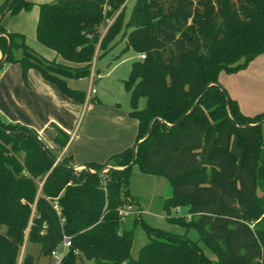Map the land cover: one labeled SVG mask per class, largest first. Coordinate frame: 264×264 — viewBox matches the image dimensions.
I'll list each match as a JSON object with an SVG mask.
<instances>
[{
    "label": "trees",
    "instance_id": "1",
    "mask_svg": "<svg viewBox=\"0 0 264 264\" xmlns=\"http://www.w3.org/2000/svg\"><path fill=\"white\" fill-rule=\"evenodd\" d=\"M126 1L39 3L37 38L75 66L49 60L25 33L2 23L4 14L31 9L34 1L0 6V67L20 63L26 81L36 67L81 103L87 93L65 78L89 77L97 46L108 50L123 31L126 48L146 53L124 82L138 139L105 163L76 169L27 125L0 119V264H36L30 251L20 258L25 241L51 257L64 251L65 235L72 245L61 264H264V113L245 115L218 80L221 71L243 69L264 52V0H136L129 19L124 8L101 36L100 24ZM56 130L54 140L65 148L70 135ZM135 165L171 183L173 195L161 203L166 219L197 229L216 259L187 234L142 219L129 189ZM177 206L189 207L191 219L171 215ZM134 209V227L151 238L137 259L135 228L125 224Z\"/></svg>",
    "mask_w": 264,
    "mask_h": 264
},
{
    "label": "rangeland",
    "instance_id": "2",
    "mask_svg": "<svg viewBox=\"0 0 264 264\" xmlns=\"http://www.w3.org/2000/svg\"><path fill=\"white\" fill-rule=\"evenodd\" d=\"M2 3L6 2L7 0H1ZM136 0H127L126 6L125 4L121 5L119 9L115 12V15L110 17L109 19L104 20L99 26L101 36L106 32L108 26L113 21L114 17L120 13L125 8L124 17L125 21H127L131 15L132 9L135 5ZM1 3V4H2ZM39 6V3L37 4ZM33 7V6H32ZM15 19H13V17ZM16 15L12 14L10 11L3 16L2 23L7 21H11L14 24H18L20 20H16ZM16 20V21H13ZM5 24V23H4ZM113 45L108 50L104 51L103 49H98L96 53L97 59L92 62L91 72L93 70L96 72V76L94 80L91 82V77L79 79V80H72L69 85L72 88H77L80 90H86L89 87L95 88L96 92L92 93V101H96L98 98L102 99V102H107L109 105H114L116 101L120 103L128 104L130 108H132L131 103V92L124 86V82L129 80L131 77V72L133 68L134 62L140 57V53L136 52L133 48H126V36L121 31L118 33L113 39ZM2 51V50H1ZM14 52L17 56L23 54V51L20 48H14ZM20 55V56H21ZM3 56V53H2ZM1 56V57H2ZM128 56V58H126ZM124 58V59H123ZM1 59V58H0ZM49 60L56 62L59 60L50 59ZM65 64L75 66L73 62H63ZM11 64L9 69H5V66ZM54 64V63H53ZM55 65V64H54ZM68 66V65H65ZM114 66V69H111ZM94 67V68H93ZM14 68H20L19 65L16 66L15 63L10 61H6L1 67L0 70L5 71V78H2L0 81L10 80V83H13L14 79ZM100 73V76L99 74ZM23 76V74H22ZM29 78V73L27 74ZM24 80H26L23 77ZM31 79V77H30ZM219 83L223 86L226 91L228 92L229 96L235 100L239 106V109L245 114L249 116H255L259 113H264V52L258 54L254 59H252L249 64L234 72H227L221 71L218 77ZM31 80L29 81L30 84ZM3 86V85H0ZM0 87V91H1ZM13 105H6L7 110H9L11 116L14 114L18 116L17 110V102L19 98L18 88L13 90ZM89 103V104H91ZM146 101L144 98H140L138 100V107L144 108ZM32 111L36 112L39 116L40 109L38 106H30ZM61 109V105L59 107ZM62 110V109H61ZM27 112V111H26ZM25 112L24 117L28 118V114ZM52 110L48 106H43L42 113H52ZM3 121H6L3 118H0ZM74 123L73 131L76 134H81L83 131V127L87 122V118L83 116L77 117L71 116L67 118L66 123L71 125ZM7 122V121H6ZM25 125V124H24ZM58 126L56 123H53V128L56 130ZM32 129V128H31ZM34 131V129H32ZM73 131L68 133V135L73 134ZM263 132H264V125H263ZM57 134V130H56ZM56 136V135H55ZM55 137L53 138L54 141ZM46 141H49L48 138H45ZM56 153L54 150H52ZM64 157H60L58 155V161H61ZM80 167L79 169H82ZM129 189L130 194L138 200V203L143 209L142 219L145 220L147 223L154 227H159L161 229H165L170 232L179 233V234H187L193 240L199 241L200 246L203 248L205 253L216 259V255L205 245V243L200 240V232L195 229L191 228L187 230L186 228L182 227L181 225L172 224L166 219V213L163 211L161 203L163 199L167 196H171L172 194V187L169 184L168 180L163 176L155 175V174H147L140 171L139 166L135 165L132 169L131 177L129 180ZM168 190V194L166 191ZM261 194V192L259 193ZM181 207L182 209H179ZM185 206H177L173 208L171 215L174 216H182L186 215L188 219H191L192 214L187 210H184ZM136 209H134L130 215V218L125 220V224L128 227H134L133 219L134 213ZM127 216V218H128ZM135 236H134V244L132 248V257L137 259L140 256L141 249L144 245L150 242L151 238L147 231L140 225H135ZM30 251L35 259L36 264H56L57 259L53 256H44L41 254V247L39 244L36 243H28L25 241L24 245L21 248L20 258L23 255Z\"/></svg>",
    "mask_w": 264,
    "mask_h": 264
},
{
    "label": "crops",
    "instance_id": "3",
    "mask_svg": "<svg viewBox=\"0 0 264 264\" xmlns=\"http://www.w3.org/2000/svg\"><path fill=\"white\" fill-rule=\"evenodd\" d=\"M32 1H34V4L31 9H22L17 14H14L16 15V20H20L17 25L14 24V22L12 23L6 20V22H4L5 24L3 23L4 26L8 30H18L25 33L26 41L45 57L67 62V60L57 54L53 48L40 42L36 34L40 12V6L37 4L43 1L53 0ZM2 2L3 1L0 0V6ZM13 19L15 18L13 17ZM97 55L99 54H95L94 61L97 59ZM1 56L2 51L0 48V58ZM126 58H128V56ZM12 63H15L16 66L19 65L20 68H14L13 83H10V80L3 81V83L0 81V85H3L0 86L2 87L0 91V118L12 123H22L34 129V132L38 134L56 154L60 157L69 156L74 168L79 169L88 162L105 163L112 155L132 147L136 143L139 134V121L131 116L130 112L132 108H130L128 104H122L116 101L114 105H109L107 102H102V99L99 98L91 103L92 89H95L92 87L84 90L87 93L85 102H78L66 96L54 83L45 79L38 68H29V78L26 81L22 76L21 64L18 62ZM10 67L11 64H8L5 66V69H9ZM5 69L0 70V80L5 78ZM111 69H114V66ZM95 73L96 72L93 70L89 76L91 77V82L96 76ZM98 74L100 76V73ZM65 79L68 85L74 80L72 78ZM30 80L31 82L29 84ZM15 88H18L19 92V98L16 104L18 116L14 114L11 116L6 105L14 104L12 93ZM60 105L62 110L59 109ZM30 106L39 107V116L36 112L32 111ZM43 106L50 107L54 112L43 114ZM25 112L28 114V118L24 117ZM70 115L75 116V119L79 116L87 118V122L81 134H75V131H73L75 121L71 125L66 123ZM53 123L60 126L66 133L73 131L65 148H61L55 140L53 141L56 135ZM45 138H48L49 141H46ZM169 184L171 185L170 182ZM166 193L169 195L168 190ZM172 195L173 188L171 196ZM179 209L182 208L179 207ZM183 209L189 212V207H184ZM129 218L130 217L127 219Z\"/></svg>",
    "mask_w": 264,
    "mask_h": 264
},
{
    "label": "built area",
    "instance_id": "4",
    "mask_svg": "<svg viewBox=\"0 0 264 264\" xmlns=\"http://www.w3.org/2000/svg\"><path fill=\"white\" fill-rule=\"evenodd\" d=\"M139 55H140L141 58L146 57V53H144V52H141ZM92 92L95 93L96 90L92 89ZM122 213L128 214L129 212L122 211ZM71 245L72 244H71L70 237L65 235L64 239H63V249H64V251L55 250V251L52 252V256L57 259L56 264H61V261H62V258H63L65 250L68 249Z\"/></svg>",
    "mask_w": 264,
    "mask_h": 264
},
{
    "label": "water",
    "instance_id": "5",
    "mask_svg": "<svg viewBox=\"0 0 264 264\" xmlns=\"http://www.w3.org/2000/svg\"><path fill=\"white\" fill-rule=\"evenodd\" d=\"M8 7V6H7ZM205 93V91L203 92V94ZM180 120V119H179ZM178 120V121H179ZM178 121L175 123V124H177L178 123ZM264 121H261L260 123H258V124H262ZM150 133H151V127L149 128V133H148V135H150ZM137 146H138V144H137ZM135 154H136V148H135ZM60 162H62V161H60ZM134 162L135 161H132V163L130 164V165H133L134 164ZM84 167H87L86 165H83V168ZM77 169V168H76ZM105 169H103L102 171H100L101 173L104 171Z\"/></svg>",
    "mask_w": 264,
    "mask_h": 264
}]
</instances>
